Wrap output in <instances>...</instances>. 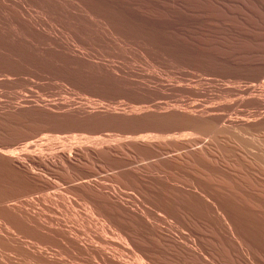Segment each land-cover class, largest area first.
Returning <instances> with one entry per match:
<instances>
[{"label":"rangeland","instance_id":"rangeland-1","mask_svg":"<svg viewBox=\"0 0 264 264\" xmlns=\"http://www.w3.org/2000/svg\"><path fill=\"white\" fill-rule=\"evenodd\" d=\"M262 66L264 0H0V152L33 157L41 186L0 162V200L10 191L31 198L0 201V234L55 248L53 264H113L112 254L119 264H256L245 248L221 251L213 210V223L176 218L123 171L159 155L142 143L192 136L173 134L156 117L170 111L210 115L204 139L225 128L256 151L263 137L247 122H258L260 110L232 117L242 94L232 89L257 94ZM122 157L131 162L119 165ZM107 176L126 185L105 184ZM61 220L89 234L108 260L77 252L73 259L31 237L35 222L58 231L52 222ZM3 250L2 260L13 256Z\"/></svg>","mask_w":264,"mask_h":264},{"label":"bare ground","instance_id":"bare-ground-1","mask_svg":"<svg viewBox=\"0 0 264 264\" xmlns=\"http://www.w3.org/2000/svg\"><path fill=\"white\" fill-rule=\"evenodd\" d=\"M245 89H232V92L236 93L234 97L242 93L232 109V117H244L246 109L260 110L261 118L258 117V122L255 124L247 122V127L251 126L250 128L259 130L263 137L261 143L258 142L256 151L244 149L228 136L229 129L225 128L213 131L208 139H204L214 126L215 120L211 119L210 115L197 117L189 110L170 111L157 114L156 117L169 125L173 134H185L177 135L183 137L192 136L175 140L168 145L155 142L153 144L142 143L139 147L147 146L152 156L159 155L154 156V160H144L146 162L141 159L131 169L123 172L131 177L133 182V184L130 183L131 185H147V190L158 197L159 204L176 218H180L182 214L181 218L188 221L199 222V220L208 221L210 219L212 222L209 213L213 210L215 213L213 220L218 224L216 227L222 240L219 241L221 251L227 253L229 250L237 251V249L245 248L256 264H264V99L262 97L264 85L258 88L256 86L259 93L256 92L255 95L254 92L248 93L250 91L248 88L245 92ZM144 152L146 157V151ZM0 160L5 169L10 172L9 175L25 174L28 178L34 179V174L30 170V166L36 164L33 157L19 159L0 152ZM65 161L72 162L71 159H65ZM129 162H131L129 158L122 157L118 164L126 165ZM91 171H97V168ZM89 173L91 172H87ZM126 181H118L115 176L102 178L105 184L121 182L126 185ZM34 183L37 188H41L38 180ZM44 188L59 192L58 189L50 190V186ZM72 188L76 192L83 190L79 185H73ZM39 198H45V196H39ZM206 198L211 200V204H208ZM19 199L27 201L31 198L23 193L10 191L0 201L5 200L8 206H14L22 201ZM34 200L39 199L34 196ZM119 222L121 225L120 220ZM110 224L113 226L111 222ZM52 225L60 230H51L44 226L42 221L35 222L31 237L64 248L73 259L77 252L78 255H88L89 258L95 255L94 257L99 256L108 260V255L102 251L103 247L102 250L97 248L98 242L95 245L90 235L88 234L87 237L84 231L77 229L73 221H53ZM85 230L88 231L86 228ZM3 249L8 250L13 256H7L6 260H2L1 252H5ZM39 249L22 242L17 232H11L10 236L0 234V264H53L50 259L55 256L56 249L53 247ZM115 255L110 256L113 264L118 263L117 255L116 257Z\"/></svg>","mask_w":264,"mask_h":264}]
</instances>
